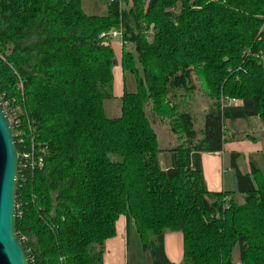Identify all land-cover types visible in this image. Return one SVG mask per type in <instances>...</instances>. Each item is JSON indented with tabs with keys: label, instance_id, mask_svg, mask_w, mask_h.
<instances>
[{
	"label": "trees",
	"instance_id": "trees-1",
	"mask_svg": "<svg viewBox=\"0 0 264 264\" xmlns=\"http://www.w3.org/2000/svg\"><path fill=\"white\" fill-rule=\"evenodd\" d=\"M125 2L89 17L81 0H0V97L23 109L45 161L18 178L29 263L103 264L125 216L153 264H172L166 232L183 235L184 264H264L263 180L255 188L233 155L235 192L211 193L201 166V154L223 152L227 122L258 117L264 136V0ZM121 28V69L136 91L109 119L118 63L102 35ZM193 75L212 101L201 139L177 102L192 100ZM148 111L179 142L168 170Z\"/></svg>",
	"mask_w": 264,
	"mask_h": 264
},
{
	"label": "crops",
	"instance_id": "crops-1",
	"mask_svg": "<svg viewBox=\"0 0 264 264\" xmlns=\"http://www.w3.org/2000/svg\"><path fill=\"white\" fill-rule=\"evenodd\" d=\"M121 49L123 50V44L121 45ZM118 67L122 72L121 62ZM122 74L124 75L123 72ZM123 78L121 97L127 91ZM207 111L208 109L205 110V113ZM159 125L169 129L167 140H171V143H169L168 149L163 156V165L159 158L161 168L168 170L172 166L171 151L179 146V142L177 137L171 133L167 123L160 122ZM225 134L228 141L224 145L223 152L217 154H201L202 173L207 190L211 193L235 192L236 171L232 167L233 155L237 156L236 165L238 170L244 176L250 177L255 188H257V176L264 183V136L260 119L253 117L250 121L238 120L235 122H227ZM254 170L257 171L256 175L253 174ZM234 198L239 204L243 202L242 194H236ZM116 230V237L107 241L105 244L103 264H130L132 242L133 240L137 241L140 239L135 230H131L130 233L128 232L125 216L121 217L117 222ZM164 247L166 256L172 264H184V241L181 233L166 232Z\"/></svg>",
	"mask_w": 264,
	"mask_h": 264
},
{
	"label": "rangeland",
	"instance_id": "rangeland-1",
	"mask_svg": "<svg viewBox=\"0 0 264 264\" xmlns=\"http://www.w3.org/2000/svg\"><path fill=\"white\" fill-rule=\"evenodd\" d=\"M110 0H81L82 10L89 17H105L108 14ZM128 4L125 2L123 8L127 7ZM109 45L113 48L115 52V57L118 62V66H120V62L122 59V39L116 38L108 41ZM134 45L128 44L127 50L134 52ZM115 67L113 70L114 74V82H113V95L114 99L106 100L103 103V108L106 116L109 119H116L121 116L122 110V102H121V94H122V78L125 80L126 90L127 92H134L136 90L135 79L131 74L125 73L124 75L120 71L119 67ZM193 84L195 85V91L193 92L192 100H187L183 102L180 99L177 100L178 103H181L182 110L186 112H190L195 121V131L198 134V138H201V132L204 130L205 126V110H209L212 105V101L204 94V85L201 80H199L195 75H193ZM177 95L183 96L184 92H178ZM148 117L151 121L152 127L156 132L159 140V158L163 165L164 158L163 156L168 149L169 143L171 140H167L168 131L166 127H162L159 125L160 119L153 118L152 114L148 111ZM250 121V120H249ZM172 137V136H171ZM260 141V140H259ZM176 142V138H175ZM138 249V250H137ZM131 257L130 264H153L152 258L149 252H145L142 249V245L140 240H133L131 246ZM234 259L236 261L237 254L234 255Z\"/></svg>",
	"mask_w": 264,
	"mask_h": 264
},
{
	"label": "water",
	"instance_id": "water-1",
	"mask_svg": "<svg viewBox=\"0 0 264 264\" xmlns=\"http://www.w3.org/2000/svg\"><path fill=\"white\" fill-rule=\"evenodd\" d=\"M18 176L17 145L0 100V264H30L16 233Z\"/></svg>",
	"mask_w": 264,
	"mask_h": 264
},
{
	"label": "built area",
	"instance_id": "built-area-1",
	"mask_svg": "<svg viewBox=\"0 0 264 264\" xmlns=\"http://www.w3.org/2000/svg\"><path fill=\"white\" fill-rule=\"evenodd\" d=\"M110 2L111 3L118 2L121 9H123V5L125 4V0H110ZM102 37H105L108 40L116 39V38L122 39L123 29L121 28L119 30L111 31L108 34H103ZM3 99L4 97H0V100L4 105L5 111L7 113V116L9 117L13 129L17 150H18V146L20 147V152L18 151L19 175H21L22 180H25L28 174L27 172L32 174L37 169L39 170L44 167V162H45L43 157L44 152L35 143L36 133L32 124L28 122L29 127H27V129L24 127L23 109L20 106L16 105L15 101L3 102ZM229 104L237 105L238 102L232 100L229 101Z\"/></svg>",
	"mask_w": 264,
	"mask_h": 264
}]
</instances>
